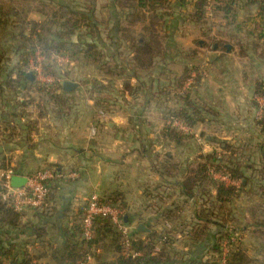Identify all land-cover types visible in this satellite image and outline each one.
<instances>
[{
    "label": "crops",
    "instance_id": "1",
    "mask_svg": "<svg viewBox=\"0 0 264 264\" xmlns=\"http://www.w3.org/2000/svg\"><path fill=\"white\" fill-rule=\"evenodd\" d=\"M29 1L34 0H9L10 4L2 3L3 5H0V18L3 20L0 22V30L4 29L8 32L5 44L0 45L6 56L4 69H12L17 65L19 61L17 49L23 42L19 31H16L12 26L13 20L24 17L28 20L41 21L45 18L40 11L33 10L32 6L27 5ZM99 1L103 0H96V10L100 9ZM199 1L168 0L166 8L158 9L164 21L162 27L157 31L162 41V54L156 59V64L151 71L137 69L134 62L131 61L132 50L129 41L124 37V30L127 29H130L127 31H130L131 36L141 33L143 27L148 24L149 12L145 9L136 14L134 11L120 6L116 0H107L104 8L101 6V24L97 39L104 47V51L113 59L115 64L113 67L126 69L121 73L113 72L114 82L117 80L118 87L116 85L110 94V112L107 114L109 119L98 118L102 109H100V103L96 101L98 98L96 96L103 94L101 93L103 90L100 92L95 90L93 96L86 95L82 91L83 82L72 76L73 72L64 81L71 80L78 85L73 90L66 91L63 89L62 83L64 96L71 102L70 107L63 109L62 112H59V108L51 100H48V106L44 105L46 107L42 109L33 102L26 107H18L11 102L0 104V165L6 169L13 168L15 176L25 177L45 165L52 166L54 164L61 166L64 172L75 171L78 174L76 178L58 184L54 192V210L51 214L45 215L33 209L24 211L23 223L34 224V229L36 226L38 234H21L17 241H21L24 246L23 250L31 258L32 264H61L59 261L62 260L63 252L60 254L57 252H60L63 247L65 239L63 230L71 228L74 214L85 205L88 197L95 192L102 197L121 194L127 207V213H125L127 223L134 234L141 232L142 238H145L151 228L162 231L166 227H172V224L164 225L158 218V213L178 202L183 196L178 184V177L163 175L159 166L165 162L167 155L170 156L172 161L178 164V176L180 177L190 164L198 161L201 153L211 152L217 148V141L220 140L219 137L212 139L209 136L207 142L213 149L209 147L210 149L203 150L201 147L199 151L190 150L188 144L191 139L189 138L182 144H176L162 134L165 127L162 112L164 109L161 110L156 106V100L159 101L161 98L157 93L159 86L165 83V80L169 79L170 81L173 76L183 72L186 66L199 62L198 50L193 46L195 35H211L212 30L207 29L202 32L204 26L193 20L195 5ZM244 3L243 5H245ZM249 4L251 2L247 6ZM103 11L106 12L103 13ZM259 11L260 9L256 13H251L250 21H260L257 17ZM138 13L142 16L145 14L146 18L144 20L138 18ZM103 21L105 22L104 27L102 26ZM191 25L194 27H189ZM229 34L226 31L224 37L220 35L221 37L217 38L223 37L222 40H225L229 38ZM217 46L216 50L214 49L215 45L212 47L215 53L208 55L209 65L223 68H230L233 64L234 67L239 64L244 65L245 61L241 60L242 58H236L235 62L228 60L232 54L234 56L236 45L231 52L228 49L223 50L225 43ZM204 49L201 47L199 50L203 51ZM123 51H126V59H122ZM73 62V66L76 68L78 61L74 60ZM81 62L100 70L96 64L86 60ZM130 68H134V70H130ZM126 71L127 73H125ZM109 75L111 76V74ZM242 75L244 74L242 73ZM80 79L86 81L89 78L80 77ZM137 95L138 98H134ZM135 99L140 102H136ZM209 105L216 110V117L213 118L212 114L211 116L207 115V118L198 122L199 124L195 128H199V125L213 127L224 125L225 115L222 116V110L214 104ZM244 112L243 115L248 119L252 116L246 115L249 111L244 110ZM252 113L253 111H251ZM248 119L245 120L246 123H248ZM27 121L31 124H27ZM242 121L244 122V117L238 119V125H233V127L228 125L227 130L239 136H248V138L252 137L253 133L256 138L260 137V129L256 130L250 125L248 127L245 125L246 123L242 124ZM92 128L96 129L95 134L92 132ZM195 128L193 127L192 130ZM235 138L232 140L230 137H224L222 140L235 142L237 140ZM241 144L246 147L251 146V143L242 142ZM167 147L169 150H166ZM183 148L188 149L184 155L180 154ZM161 149H164L163 153ZM258 154L256 156L259 158ZM217 177L219 176L217 175ZM224 180L231 183L228 177ZM190 204L185 205L182 213L186 216V220L191 217L192 207ZM240 215L241 220L238 223L244 224L250 220L248 208L243 209ZM234 222L237 224L236 221ZM140 224H144L149 231H138L137 227ZM179 227L174 224L172 228L174 247L184 253L188 252L194 258L204 257L207 252L204 245L190 249L189 246H186ZM242 236V248L245 250L241 253L250 256L252 262L241 259L240 254V259L236 264H250L254 262L253 259L259 261L262 255L254 250L256 247L248 246L250 239L256 238L248 230H243ZM257 243H261V241L258 240ZM246 248L249 250L247 251ZM93 254L94 256L88 260L91 264L102 260L112 261L117 257V252L109 238L94 246ZM65 263L67 262L65 261Z\"/></svg>",
    "mask_w": 264,
    "mask_h": 264
},
{
    "label": "trees",
    "instance_id": "2",
    "mask_svg": "<svg viewBox=\"0 0 264 264\" xmlns=\"http://www.w3.org/2000/svg\"><path fill=\"white\" fill-rule=\"evenodd\" d=\"M56 1V0H52ZM73 0L56 1V8L53 12L45 13V18L41 21L28 20L24 17L17 18L19 24V35L23 42L19 46L18 57L19 61L14 69H4L5 52L0 47V98L5 94V91L25 89V96H29V100L19 98L17 101L22 107L28 106L35 97L28 95L31 91L34 93L46 94L48 99L53 101L55 106L59 108V112L70 107L69 100L64 96L65 92L62 85H52L42 87L36 85L27 77L29 68V60L32 55H35L39 49L45 59L50 61L54 54L69 53L73 60L81 55L87 62L98 65L100 68H106L108 62L104 63L108 53L104 51L100 41L97 39L100 32L99 21L95 18V0H79L84 6H73ZM43 2V1H42ZM123 8L134 11L149 12L148 24L143 27L141 33L131 36L130 29L124 30V37L129 41V46L132 50L131 61L134 62L137 69L151 71L156 64V59L162 54V41L157 33L160 27L164 24L162 15L158 12L159 8L167 7L168 0H116ZM217 11H221L229 19L235 21L236 0H214ZM66 3V4H64ZM207 0H200L195 5L193 20L202 23L206 15ZM215 9V10H216ZM260 21L254 23L264 24V0H260V11L258 14ZM138 18L145 19L138 13ZM16 20V21H17ZM0 22L3 20L0 18ZM233 23V22H231ZM237 24L235 32H245L246 39L254 38V40L264 42V30L258 31L250 27L251 22H242ZM86 28V34L90 35L91 41H83L75 43L73 35ZM27 28L29 31L27 32ZM208 34V33H206ZM238 35V34H237ZM236 35V36H237ZM209 36V35H208ZM94 39V40H93ZM239 39L238 55L241 58H249V47L257 49V42L252 43ZM216 43V42H215ZM217 44L222 45L223 42ZM46 60V61H47ZM15 68L17 70L15 71ZM199 67H185V70L177 78H174L176 85L182 88L191 77V69ZM9 69V70H7ZM47 69L52 71L50 66ZM130 70H134L130 68ZM6 71V72H3ZM112 73V70L110 74ZM201 75L198 74L195 78L194 85H199ZM30 84V86L28 85ZM96 91L100 92L103 87L94 84ZM187 91L184 95L178 96L181 99V105L168 113L165 127L162 134L176 144H182L188 137L180 128L172 126V120H179L189 128H193L198 122L205 120L210 114L209 108L206 105L199 104L193 97L192 91ZM193 92V91H192ZM32 93V92H31ZM255 95H260L264 98V82L258 80L254 89ZM96 101H104L96 98ZM107 101V100H106ZM108 102V101H107ZM103 102L102 107H105ZM99 103V102H98ZM169 117L172 120L169 122ZM30 122V121H29ZM27 124L28 121L26 122ZM171 123V124H170ZM260 130L264 132V109L263 116L258 121ZM14 126V125H13ZM16 126V125H15ZM218 147L210 153H202L199 159L194 164H190L188 169L182 176H178V164L172 161L167 155L164 163H161L159 169L161 173L167 177H178V184L183 196L178 202L172 206L161 210L158 216L164 225L172 224L171 228H165L158 231L155 228L146 234L145 238L141 237V232L132 234L131 246L126 247L123 242L121 231L108 218L96 217L93 224V237L87 239L83 234V216L84 208L80 207L74 214V219L71 228L63 230L64 242L62 250L57 252L61 255V264H91L88 261V256H94L93 247L100 241L109 238L117 257L115 260H102L94 264H221L222 245L225 240H228L231 254L227 259L226 264H234L240 259V254L243 248L234 243L231 238L234 233L243 230H248L254 238L261 241L260 254L264 255V143L258 144L259 158L256 151L246 152L248 146L237 143L236 141L218 140ZM57 168V171L64 172L59 165H52ZM3 165H0V171L5 170ZM227 176L231 183H227L224 179L217 175ZM238 182V184H237ZM60 182L53 180L51 182L52 190L46 199V204L42 209L29 208L40 211L48 215L53 212L54 207V192ZM3 190L2 181L0 180V193ZM245 193L251 196H257L258 199L248 207L250 220L244 224L238 223L235 229L225 230L222 221L224 215L232 216V221L237 218L233 216V209L230 206L234 200ZM104 201L117 203L121 205L124 213H127V207L124 202V197L121 194L103 197ZM191 202V204H190ZM186 204L192 207L193 218L186 220V216L182 214ZM24 211L16 210L12 204L2 199L0 194V264H32L31 258L28 257L26 251L23 250L21 241H17L21 234H38V229L31 222L23 223ZM261 215H257L258 213ZM179 225L180 232L184 238L186 246L190 249L204 245L206 254L204 257H192L190 254L184 253L174 247L173 226ZM243 225V226H242ZM33 228V229H32ZM34 230V232H32ZM29 231V232H28ZM157 248H159L157 250ZM132 251L141 252L140 255L133 256ZM67 263H65V261Z\"/></svg>",
    "mask_w": 264,
    "mask_h": 264
},
{
    "label": "rangeland",
    "instance_id": "3",
    "mask_svg": "<svg viewBox=\"0 0 264 264\" xmlns=\"http://www.w3.org/2000/svg\"><path fill=\"white\" fill-rule=\"evenodd\" d=\"M35 1V0H34ZM29 1L27 3V5L32 6L33 10H40L42 12L45 13H51L53 12L54 8H56V0L55 2L52 0H38V1ZM43 1V2H42ZM68 0H65V2ZM104 1V2H103ZM102 2H100V9H95V12L93 15H95V18L98 19L99 23L101 24V8H104V4L106 3L107 0H103ZM253 1H260V0H236V6H235V15H236V19L235 21H232L233 19H229L228 17H226L221 11H217L215 5L216 3L213 0H210L208 3V7L206 8V15L205 18L202 20L203 22L201 23L204 28H202V32L207 31V29L212 30L211 35L208 36H204V35H199L196 34L195 35V39H194V43L193 46L195 49L198 50V59L199 62H196L195 64H190V66L188 67H192L194 68L197 64H199L197 67V69H191V77L189 80H191V84L188 85L187 82L184 86H182V88H179L176 83L174 78H177L179 75H181V73L173 76L172 79H169L166 81H164L165 83H163L162 85L159 86L158 92L159 95L161 96L160 100L157 101V107L161 110H163V115H164V119H165V124L168 122L166 121L167 115L168 113H170L172 110L177 109L180 105H181V99L178 96L184 95L187 91L191 90L192 93V97L201 105H206L207 108H209L210 114H208V116H211V114L213 115V118L216 117V110L212 108V106H210L209 104H214L217 107H219L222 110V116L225 115L224 117V125H215V127L213 126H206V125H199V128H195L196 125H198L199 123H197L194 128L195 130H192V128H189V130H184L181 129V131H183L186 135H189L188 137L192 136L190 140V143L188 145H190V150L193 149L198 150L199 148H203L204 149H210L213 147L207 142V138L209 136L213 138L219 137L220 139H223L224 137H230V139L232 138V140L234 139V137H236L235 139L237 143H251V146L248 147V149L246 150V152H252V151H258L257 149V145L264 143L263 139H264V132H262L260 130V137H255L256 135L253 133L252 137H244V136H239L236 133H231L229 130H227L228 125H231L233 127L238 125V119L240 120V118L242 119L244 117V122L242 121V124H245V120L248 119V117L243 115L244 110L249 111V113H246V115H252L250 116V118L248 119V123H246L245 125H249L258 130L260 129V126L258 125V121L262 118L263 116V109H264V98L261 97L260 95H255L254 94V89H255V84L258 80H261L264 82V42L262 40L257 41L254 40V38H250V39H246V34L245 32H239L236 33L234 29H236V25L237 24H243V21H246L247 23L251 22L250 27L251 28H255L256 29V35L259 33L258 31L264 30V25L261 23H257L254 24L256 22L254 21H250V15L251 12L248 9L247 4L248 3H253ZM73 6L75 7H80L81 9L84 7L82 6V3L79 2V0H73ZM96 2V0H95ZM241 2V3H240ZM243 2H245L243 5ZM10 4L9 0H0V5L3 4ZM66 4V3H64ZM26 6V5H24ZM102 6V7H101ZM1 7V6H0ZM5 7V6H4ZM216 9V10H215ZM97 11V12H96ZM106 11H103V13ZM43 14V13H42ZM44 17V15H43ZM44 19V18H43ZM17 20V19H16ZM14 20L15 22L18 23L19 20ZM30 21V20H29ZM233 22V23H231ZM105 22L103 21V27ZM12 26L16 29V31H19V28L17 26H19V24H14L12 22ZM246 25L243 24V27H245ZM3 27V26H2ZM189 27H194V26H189ZM8 28V27H7ZM29 31V28H27V32ZM227 31L228 33H230L228 35L229 38H226L225 40H222L224 37V33ZM238 34V35H237ZM220 35H222V38H217V37H221ZM237 35V36H236ZM233 36V37H232ZM231 37V38H230ZM8 39V32L4 29L0 30V45L5 44L6 40ZM239 39H245L243 41L245 42H254L256 41L257 44V49H253V46L249 47V58L245 57L242 58L241 60L245 61L244 65L239 64V66L234 67V64L232 67L230 68H223V67H216L213 65H209L208 64V55L215 53L213 51L214 45H218V42H223L225 43V45L229 44L231 46L230 52L234 49V45L237 46V43L239 41ZM91 41L90 35L86 34V28L82 27L81 30H78V32H76L73 35V41L75 43H81L83 41ZM94 40V39H93ZM216 42V43H215ZM100 43V42H99ZM201 47H204L205 49L203 51H200L199 49ZM215 49V48H214ZM225 49H227V47L223 46V50L225 51ZM216 50V49H215ZM238 46L236 47V52L230 56V58L228 59L229 61H237L236 58H241L238 55ZM223 51V52H224ZM125 52L123 51L122 53V59H126L125 56ZM222 52V53H223ZM218 53V52H217ZM42 54V53H41ZM57 55V54H54ZM190 55V54H188ZM218 55V54H217ZM59 57H61L60 59L56 58L55 56L52 57V59L50 61H48L47 59H42L41 61H37L35 55H32L30 57L29 60V68L28 72H33L35 75V79L33 82L36 83V85L38 86H42V87H48V86H52V85H62V83L64 82L65 78H68V76H71L72 72L74 77H76L80 82H83L84 86L82 88L83 93H86V95H91L93 96V94L95 93V89L94 88V84L96 82V85L98 86H103V87H99L101 89H103V91L101 93L100 96H96L98 98H100L101 100L104 101H97L100 103V105H103V102H107L105 103V107H102V109L99 112L98 118L99 119H109V115L107 116V114H109L110 112V94L112 93V91H114L115 86L117 85V80H115L114 82V75L113 72L116 71L117 73H121L124 72V70L126 69H118V68H114L113 65V59L111 58V56H107L106 59L103 60V62L107 63L108 65L106 66V68H100L98 65V68L100 70H102V72H100V70L95 69L92 66H87L84 63H82L81 61H85V59H81V55L78 56V58H75L76 61H78V66L75 68V66H73L74 64V60L73 58H71L69 53H61L58 55ZM19 60V58H18ZM47 60V61H46ZM14 65V64H13ZM16 66V65H15ZM14 66V67H15ZM37 66H39L38 68H36ZM47 66H50V68L52 69V71L47 69ZM14 67L12 69H14ZM187 67V66H186ZM9 70V69H7ZM17 70V68H15V71ZM112 70L111 76L109 75L110 72ZM185 70V68H184ZM183 70V71H184ZM127 73V71L125 72ZM242 73L244 75H242ZM200 74L201 75V82L199 83V85H194L195 82V78L197 77V75ZM93 76H96V78H93ZM244 76V79H243ZM48 77L51 78L52 80H48ZM81 78H89L85 81V79H80ZM204 78V79H203ZM84 80V81H83ZM244 80V81H243ZM66 81V80H65ZM30 86V84H28ZM200 86V87H199ZM118 87V85H117ZM195 91V92H194ZM26 90L25 89H18V90H11V91H5L4 96L2 97L3 99L0 98V104L4 105V104H9L10 102L15 105V106H20L19 102L17 101L19 98L21 99H25V100H29V96H25ZM33 92V91H31ZM28 93V95H32L33 97H36V100H33V103L36 104V106L40 109L45 108L46 106H48V96L46 94H40V93ZM252 94V95H251ZM251 95V96H250ZM14 97L15 98V102H14ZM18 97V98H17ZM134 98H138V95ZM5 100V101H4ZM20 100V99H19ZM107 100V101H106ZM138 99H135V101ZM47 102V103H46ZM50 102V101H49ZM136 102H140V101H136ZM209 104H208V103ZM46 105V106H44ZM251 111H253V113L251 114ZM245 113V112H244ZM239 116V118H237ZM242 116V117H241ZM212 118V117H210ZM169 122L172 120L171 117H169ZM237 120V121H236ZM173 121V120H172ZM171 121V122H172ZM229 123V124H228ZM171 124V123H170ZM172 126H174L173 124H171ZM175 127V126H174ZM198 127V126H197ZM199 129V130H197ZM230 132V133H229ZM95 133H96V129H95ZM94 133V134H95ZM155 138V137H154ZM156 139V138H155ZM240 139V140H239ZM246 141V142H245ZM215 144V143H214ZM200 146V147H199ZM214 146V145H213ZM210 147V148H209ZM216 148H214L213 150H215ZM162 153L164 152V149ZM166 150H169V148L167 147ZM187 150H185V148H183V150L180 152V154L184 155L187 153ZM189 150V151H190ZM212 150V151H213ZM211 151V152H212ZM210 153V152H207ZM202 154V153H201ZM219 175V174H218ZM238 184V182H237ZM258 197L257 196H251L245 193H241L239 197H237L234 202H232L230 209H233L232 212L233 216L235 217V219L237 218V215L239 216L242 212L243 209L248 208L250 205H252L255 201H257ZM262 213H258L257 215H261ZM190 215V214H187ZM190 219L191 220L193 217V212L190 215ZM241 216V215H240ZM232 216L230 215H224L222 218V221L225 226V230H232L234 229L235 231L238 229L236 227L239 220H236V223L234 221H232ZM243 217V216H242ZM261 217L263 218V216L261 215ZM188 220V221H189ZM167 226V225H166ZM169 227H166V229ZM133 233V231H132ZM237 233L239 234V236L241 237L239 241V247H242L243 245V236L242 233H239V231H237ZM250 243L248 244V246L250 248H254L256 247V249H254L256 252H258L260 254L261 251V244L257 243L258 240L251 238L250 239ZM234 243H236V241H233ZM228 248L229 245H227ZM247 251L249 250V248H246ZM245 250V248H244ZM244 250H242L244 252ZM231 254V250L228 253V255H226L225 258V262L223 264L227 263V259ZM262 254V253H261ZM241 259L244 260H251L252 258H249L246 254L241 253ZM253 263L250 264H254V263H259V264H264V255L259 259V261L254 260L253 259ZM248 262H252L248 261ZM236 264V263H234ZM241 264V263H240Z\"/></svg>",
    "mask_w": 264,
    "mask_h": 264
},
{
    "label": "built area",
    "instance_id": "4",
    "mask_svg": "<svg viewBox=\"0 0 264 264\" xmlns=\"http://www.w3.org/2000/svg\"><path fill=\"white\" fill-rule=\"evenodd\" d=\"M208 2L210 0H207ZM214 1V0H213ZM209 3H207L208 7ZM57 55H53L52 57H56L57 59L61 58ZM35 57L37 61H41L44 59V55L41 54L38 49L35 53ZM37 66L36 68H38ZM48 80H52L48 77ZM187 83L190 85L192 82L188 80ZM172 124L180 129L189 130V127L184 125L179 120H173ZM92 132L95 133V128H92ZM16 175L13 168H7L5 170L0 171V180L2 181L3 190L1 191V196L4 201L9 202L13 205V207L18 210H27L29 208H39L42 209L46 204V199L48 198L52 187L51 182L53 180H58L59 182L66 181L68 179L76 178L78 176L77 172H59L57 168L51 165H45L44 167L33 171L27 174L26 182L19 187H15L12 185V178ZM222 179L227 178L226 176L218 175ZM84 208V216H83V234L84 237L90 239L93 237V224L96 217L108 218L116 227L121 231L123 235V242L126 247L131 246L132 241V228L125 221V213L121 205L117 203H111L104 201L103 197L98 193H92L85 205ZM239 234L236 232L232 235L231 240L236 241L237 245H239L240 240ZM228 240H225L222 245V258L221 264L225 262L226 255L230 252L228 248ZM159 248H157L158 250ZM133 256L140 255L141 252L132 251ZM91 259V256H88V260Z\"/></svg>",
    "mask_w": 264,
    "mask_h": 264
},
{
    "label": "water",
    "instance_id": "5",
    "mask_svg": "<svg viewBox=\"0 0 264 264\" xmlns=\"http://www.w3.org/2000/svg\"><path fill=\"white\" fill-rule=\"evenodd\" d=\"M248 9L250 10L251 13H256L259 9H260V1H255L251 4H249ZM217 45L215 46V49H217ZM225 47H227L228 51L231 49V46L229 44L225 45ZM27 77L34 81L35 79V75L33 72H28L27 73ZM77 83L71 81V80H66L63 82V89L66 91H71L73 90L75 87H77ZM26 182V177L24 176H14L12 178V185L15 187H19L22 186L24 183ZM125 221L127 222V215H125ZM138 231H143V232H148L149 229L144 225V224H140L137 227Z\"/></svg>",
    "mask_w": 264,
    "mask_h": 264
}]
</instances>
